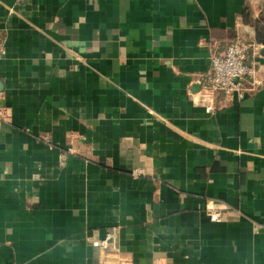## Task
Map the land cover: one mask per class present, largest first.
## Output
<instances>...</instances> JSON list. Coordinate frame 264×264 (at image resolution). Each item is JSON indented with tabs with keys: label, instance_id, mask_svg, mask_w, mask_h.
Segmentation results:
<instances>
[{
	"label": "crops",
	"instance_id": "1",
	"mask_svg": "<svg viewBox=\"0 0 264 264\" xmlns=\"http://www.w3.org/2000/svg\"><path fill=\"white\" fill-rule=\"evenodd\" d=\"M263 30L264 0H0V264H264V87L197 81Z\"/></svg>",
	"mask_w": 264,
	"mask_h": 264
},
{
	"label": "built area",
	"instance_id": "2",
	"mask_svg": "<svg viewBox=\"0 0 264 264\" xmlns=\"http://www.w3.org/2000/svg\"><path fill=\"white\" fill-rule=\"evenodd\" d=\"M263 47V44L247 38L232 41L222 55H211L209 69L200 74L197 81L205 91L222 93L229 99H245L248 95L264 87V69L259 68L256 62ZM6 53V41L3 40L0 32V64ZM214 110L211 105L207 107V112H213ZM150 111L152 114H157L152 109ZM8 118L7 110L0 108V120L4 122L8 121ZM67 153L68 155L74 154V149L68 148ZM65 156H62V164L66 162ZM132 173L141 175L145 173V170L137 168ZM210 218L219 221L221 212L211 211ZM113 237V233H108L104 240L95 241L94 245L102 251H107Z\"/></svg>",
	"mask_w": 264,
	"mask_h": 264
},
{
	"label": "trees",
	"instance_id": "3",
	"mask_svg": "<svg viewBox=\"0 0 264 264\" xmlns=\"http://www.w3.org/2000/svg\"><path fill=\"white\" fill-rule=\"evenodd\" d=\"M255 41H257L261 44L263 43V45H264V30H263V32H260V33L257 32V40H255Z\"/></svg>",
	"mask_w": 264,
	"mask_h": 264
}]
</instances>
